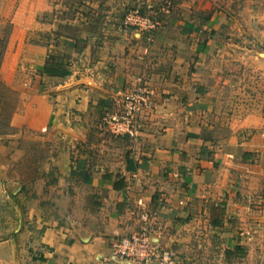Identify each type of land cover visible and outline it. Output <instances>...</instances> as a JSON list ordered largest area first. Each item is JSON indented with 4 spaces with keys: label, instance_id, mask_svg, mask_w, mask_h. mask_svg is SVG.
I'll return each instance as SVG.
<instances>
[{
    "label": "rangeland",
    "instance_id": "obj_1",
    "mask_svg": "<svg viewBox=\"0 0 264 264\" xmlns=\"http://www.w3.org/2000/svg\"><path fill=\"white\" fill-rule=\"evenodd\" d=\"M135 161L105 234L99 177ZM144 213L169 259L138 264H264V0H0V241L76 227L133 264Z\"/></svg>",
    "mask_w": 264,
    "mask_h": 264
},
{
    "label": "crops",
    "instance_id": "obj_2",
    "mask_svg": "<svg viewBox=\"0 0 264 264\" xmlns=\"http://www.w3.org/2000/svg\"><path fill=\"white\" fill-rule=\"evenodd\" d=\"M161 162H163L162 159ZM157 169H159V165L135 161L134 164L128 165L126 169H122L124 177L119 174H117L118 176L100 175L98 185L106 193V202L113 195L116 199L115 209L117 210L111 215L113 219L108 224H105V234L128 231L127 229L132 225L128 224L126 219L129 216L131 218L134 216L130 213V209L134 207V204L141 207V204L144 203L143 200L140 203L139 197H134L135 192L129 189L131 187V184H128L131 177L130 172L135 173L138 171V175L146 174L150 178L151 174H155V171L157 172ZM120 177L121 179H119ZM134 188H137L135 184ZM149 204L148 206L151 208ZM163 205V201L159 202L157 206L159 211L163 209ZM166 205L169 208V204ZM120 221L122 222L121 224L119 223ZM123 223L127 225H123ZM61 227L69 232L63 233L57 226L47 228L43 234L35 236L33 244L23 245L21 253L17 254V256L13 240L7 238L0 241V264H125L118 261H106L105 258L99 257L101 255L107 258V254H109L107 243H104V241L97 242L95 238L97 236L93 237L92 234L87 233V230H85L87 232L82 234L76 227H73V229L65 226ZM21 235L24 236L23 233ZM81 235L83 236L81 237ZM101 237L106 239L105 236ZM177 264H184V261L181 260Z\"/></svg>",
    "mask_w": 264,
    "mask_h": 264
},
{
    "label": "built area",
    "instance_id": "obj_3",
    "mask_svg": "<svg viewBox=\"0 0 264 264\" xmlns=\"http://www.w3.org/2000/svg\"><path fill=\"white\" fill-rule=\"evenodd\" d=\"M142 218L147 223V227L142 225L131 234L116 237L112 242L114 254L133 264L168 260L167 252L163 253L160 244L152 239L151 227L154 223L149 220L148 215L145 213Z\"/></svg>",
    "mask_w": 264,
    "mask_h": 264
}]
</instances>
